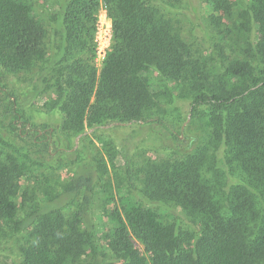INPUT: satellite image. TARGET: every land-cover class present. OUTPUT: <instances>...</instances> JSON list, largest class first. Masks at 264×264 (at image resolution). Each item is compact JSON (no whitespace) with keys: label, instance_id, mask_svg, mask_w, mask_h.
Segmentation results:
<instances>
[{"label":"trees","instance_id":"obj_1","mask_svg":"<svg viewBox=\"0 0 264 264\" xmlns=\"http://www.w3.org/2000/svg\"><path fill=\"white\" fill-rule=\"evenodd\" d=\"M1 79L0 264H264V0H0Z\"/></svg>","mask_w":264,"mask_h":264},{"label":"rangeland","instance_id":"obj_2","mask_svg":"<svg viewBox=\"0 0 264 264\" xmlns=\"http://www.w3.org/2000/svg\"><path fill=\"white\" fill-rule=\"evenodd\" d=\"M98 17H99V23H100L99 30H98V41H99L100 54H99L97 63H98V69H100L104 53H105L107 47L113 41V22H112V19L108 16L103 5H102V9H101L100 13L98 14ZM177 19H181V20H178L177 25L180 28H182L183 33H186V30L188 29V26H187L188 23L186 22V18L183 15L179 14L177 16ZM24 78H25V76L22 75L20 79H17V82L23 88L28 86V83H29V81L24 80ZM3 83H4V79H1L0 80V88L2 87ZM53 99H55V94L52 92L42 93V94L38 95L37 97H35L32 101H30L28 103V105H26L30 117H32V119L35 120L36 122L43 121L46 118L44 116L42 117L41 113H46L45 115L47 116V120L50 119L52 124L57 123L58 120H56V122L52 121L51 120L52 115H50L51 114L50 113V111H51L50 107H51V102ZM168 103H169V101L167 98L166 104H164L163 106H165V107L167 106L169 108V106L167 105ZM168 111L170 112L171 110L168 109ZM178 114H179V112H178ZM178 114H175V115H178ZM160 115H161V113L158 114V116H160ZM38 128H39V126H38ZM155 132L156 131H154V128L149 127V130H148L149 134L146 137H148L151 140H154L156 137ZM101 135H102V137H101ZM99 136L103 139V141H107L108 138H110L109 135L106 133L100 134ZM92 137L95 140V142L97 143L100 150H102L103 153H105L106 148L102 143L103 141L99 142V140L96 138L95 135H92ZM79 142H80V137L72 138V140L64 142L63 149L67 148L68 150H70L71 146H73L74 143L77 146ZM52 148H54V147H52ZM145 150H146V152L143 150L144 152L142 151L141 153L138 154L139 155L138 160L140 162L142 161V158L144 156L151 158V159H156L159 157H169L171 154L170 152H153L152 150H149L148 148H146ZM53 157L49 156V157H47V159L50 160V159H53ZM120 162L121 161L118 159V164ZM51 163H53V165H51L47 168L49 170V175L47 174L48 176H46V179L47 180L51 179L52 183L53 182L57 183V181H64L72 175L73 166L71 164H67L68 162L66 160L65 161L63 159L59 160V161L52 160ZM114 185H115L116 190H118L117 189L118 187H123V185L121 186V182L119 179H115ZM137 245L140 246L139 243H137Z\"/></svg>","mask_w":264,"mask_h":264},{"label":"built area","instance_id":"obj_3","mask_svg":"<svg viewBox=\"0 0 264 264\" xmlns=\"http://www.w3.org/2000/svg\"><path fill=\"white\" fill-rule=\"evenodd\" d=\"M107 12V11H106ZM99 25H100V23H99ZM99 25H98V30H99ZM97 45H98V57H99V54H100V51H99V41H98V32H97ZM111 45V44H110ZM110 45L107 47V49L110 47ZM107 49H106V51H107ZM106 51H105V53H104V56H105V54H106ZM104 56H103V58H104ZM97 60H98V58H97ZM103 60V59H102ZM98 62V61H97Z\"/></svg>","mask_w":264,"mask_h":264}]
</instances>
